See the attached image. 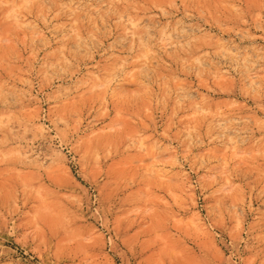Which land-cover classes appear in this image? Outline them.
<instances>
[{
  "label": "rangeland",
  "instance_id": "374dc122",
  "mask_svg": "<svg viewBox=\"0 0 264 264\" xmlns=\"http://www.w3.org/2000/svg\"><path fill=\"white\" fill-rule=\"evenodd\" d=\"M0 264H264V0H0Z\"/></svg>",
  "mask_w": 264,
  "mask_h": 264
}]
</instances>
